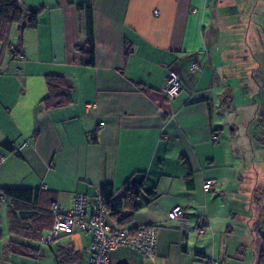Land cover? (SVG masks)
Here are the masks:
<instances>
[{
	"label": "crops",
	"instance_id": "crops-1",
	"mask_svg": "<svg viewBox=\"0 0 264 264\" xmlns=\"http://www.w3.org/2000/svg\"><path fill=\"white\" fill-rule=\"evenodd\" d=\"M23 1L41 14L37 28L15 42L11 29L9 49L0 43V188L38 190L70 208L75 195L112 187L110 226L130 234L153 226L157 233L153 261L118 247L112 264H257L264 200L253 209L254 121L226 130L223 120L233 123L225 117L236 112L234 102L254 94L253 80L240 95L226 84L240 66L254 70V53L264 57V0H93L94 67L81 65L75 51L86 39L80 0ZM171 69L181 89L169 102L162 87ZM49 74L71 85L66 107L41 105ZM135 174L154 198H126ZM8 204H0V264H87L91 237L79 232L39 247L36 260L11 254L10 243L24 241L9 232ZM177 205L184 230L168 219Z\"/></svg>",
	"mask_w": 264,
	"mask_h": 264
},
{
	"label": "trees",
	"instance_id": "trees-1",
	"mask_svg": "<svg viewBox=\"0 0 264 264\" xmlns=\"http://www.w3.org/2000/svg\"><path fill=\"white\" fill-rule=\"evenodd\" d=\"M92 1L80 0V5L78 6V13L85 27L86 39L75 46V51L79 56L80 64L86 67H94L95 65ZM40 14L41 10L27 9L23 0H0V43L2 46L9 49V36L12 26L16 25L19 34L26 28L35 29L38 26ZM10 51L12 59L19 55L18 49L15 47L12 50L10 49ZM44 79L47 94L42 98L41 105L46 110L59 109L69 105L72 88L67 80L56 74L46 75ZM92 141L97 142L96 134H94ZM2 146L10 148L11 152L16 151L9 141H4ZM125 188L127 191L126 198L130 201L143 193L150 198L156 196L154 190L145 188L142 174L131 176L127 180ZM98 193L103 198L106 209H108V201L113 195L112 187L102 185ZM3 200L9 202L7 218L10 234L24 241V243L11 242L9 245L11 254L36 260L40 250L39 247L48 248L54 241L63 238L53 240L51 243L45 242L50 235L54 222L51 205L56 203L50 194L23 188H0V204ZM135 234L130 235L134 236ZM260 241L261 248L256 256V261L257 264H264V237H261Z\"/></svg>",
	"mask_w": 264,
	"mask_h": 264
},
{
	"label": "built area",
	"instance_id": "built-area-1",
	"mask_svg": "<svg viewBox=\"0 0 264 264\" xmlns=\"http://www.w3.org/2000/svg\"><path fill=\"white\" fill-rule=\"evenodd\" d=\"M192 69H197V66L193 65ZM180 89L181 82L178 73L175 70H169L162 87L167 101L175 100ZM173 117V113L169 114V118ZM100 126H104V123H100ZM210 185V182H206L205 189H209ZM51 211L54 215V222L45 242L51 243L53 240L76 232L88 234L91 237V242L87 264H112L109 254L118 247L134 249L150 261L155 258L157 239L155 227H140L136 234L131 236L124 229L110 226L107 220L106 205L99 193L92 197L77 194L74 196L70 208L53 203ZM168 219L174 224L173 227L182 230L186 228L184 224L186 214L181 206H174L168 214Z\"/></svg>",
	"mask_w": 264,
	"mask_h": 264
},
{
	"label": "rangeland",
	"instance_id": "rangeland-1",
	"mask_svg": "<svg viewBox=\"0 0 264 264\" xmlns=\"http://www.w3.org/2000/svg\"><path fill=\"white\" fill-rule=\"evenodd\" d=\"M243 6H245V8H247V6H248L247 1H244ZM260 8L261 7L256 8V11H255L257 13L256 18L261 17L262 12L260 11ZM17 32H18V29H17L16 25L12 26V34H11V41L12 42L17 41L18 36L20 35ZM257 53H254V58H255L254 62H253L254 70L251 73L250 72L246 73L245 69L250 68L252 65L248 64V65L244 66L243 67L244 71H242V67L240 66L239 67L240 68L239 73L229 74V76H227V83L228 84H226V85H230L231 90L237 89V94L240 95L241 85H245V86L249 87V84L253 80L254 94L248 93L247 99L243 102V104H241L242 106L241 105L239 106V104H238L239 100L237 101V103L234 102L233 107L235 106L237 108V110H236V112L232 113L231 118L223 116V117H225V119H230L231 121H233V123H227L226 120H223V123H224L223 125H224V128L226 130H230L234 126H236V127H239V125L242 126V124L248 123L251 119H253V121H254V123H253V125L255 126L254 138H253L251 131L249 132L251 139H253V146L255 147L254 154H256L255 158H253V159H255L253 162H255V164H256L254 174L256 175V172L259 174V182L257 184L258 189L253 194V199H254L253 209L254 210L257 206L260 205L259 203H261L264 200V166H263L262 162H261L262 163L261 164L260 161H258V158H259L258 150H260V149L264 150V102H262V98L258 96V86H259L258 83H260L259 75L261 74L260 72L262 70H264V57H262L261 54L257 55ZM16 65L17 64H14L13 68H15ZM17 66L19 67L20 65H17ZM10 77L14 78V76H9L7 78H10ZM252 77H253V79H252ZM11 82L12 81H9V83H11ZM257 102L260 105H257L256 104ZM225 103H226V101H225ZM250 104H253L254 107L250 106ZM233 107H231L230 109H234ZM238 107H240V108H238ZM243 115H244V118H243ZM0 125H1L0 127L5 128L3 123ZM215 126H216V124H215ZM243 131H244V129L241 130V132H243ZM235 132L237 133L238 130L237 131L235 130ZM262 150H260V153L263 152ZM238 155L240 156V154H238ZM239 159H240V157H239ZM255 178H256V176H254V179ZM253 184L255 185V182ZM156 241H157V239H156Z\"/></svg>",
	"mask_w": 264,
	"mask_h": 264
}]
</instances>
